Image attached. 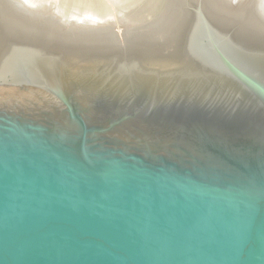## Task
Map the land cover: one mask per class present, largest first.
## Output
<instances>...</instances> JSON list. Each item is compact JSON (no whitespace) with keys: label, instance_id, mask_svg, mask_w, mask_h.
Segmentation results:
<instances>
[{"label":"water","instance_id":"1","mask_svg":"<svg viewBox=\"0 0 264 264\" xmlns=\"http://www.w3.org/2000/svg\"><path fill=\"white\" fill-rule=\"evenodd\" d=\"M0 264H264V0H0Z\"/></svg>","mask_w":264,"mask_h":264},{"label":"bare ground","instance_id":"2","mask_svg":"<svg viewBox=\"0 0 264 264\" xmlns=\"http://www.w3.org/2000/svg\"><path fill=\"white\" fill-rule=\"evenodd\" d=\"M124 1H130V0H124ZM91 4V5H90ZM89 4V2H86V4H84V6L83 7H88V8H85V10L87 9V11L85 12L86 14H93V13H96L97 11H96V9H94V6L95 5H93L92 4V2ZM103 5H105V4H103ZM102 5V7H105V6H103ZM107 8V7H106ZM79 11H80V13L83 11V9L81 10V9H79ZM105 11L107 12V10L105 9ZM84 13V14H85Z\"/></svg>","mask_w":264,"mask_h":264}]
</instances>
